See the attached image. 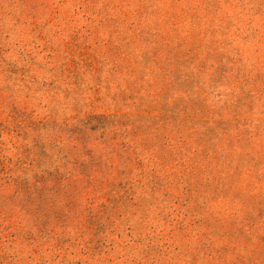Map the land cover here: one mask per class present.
Here are the masks:
<instances>
[{
    "label": "rangeland",
    "instance_id": "rangeland-1",
    "mask_svg": "<svg viewBox=\"0 0 264 264\" xmlns=\"http://www.w3.org/2000/svg\"><path fill=\"white\" fill-rule=\"evenodd\" d=\"M0 264H264V0H0Z\"/></svg>",
    "mask_w": 264,
    "mask_h": 264
}]
</instances>
